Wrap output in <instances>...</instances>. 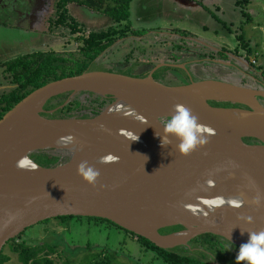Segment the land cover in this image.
Masks as SVG:
<instances>
[{
	"label": "water",
	"instance_id": "95a60500",
	"mask_svg": "<svg viewBox=\"0 0 264 264\" xmlns=\"http://www.w3.org/2000/svg\"><path fill=\"white\" fill-rule=\"evenodd\" d=\"M163 66L144 65L129 75L89 70L56 80L3 116L0 257L6 244L28 228L65 216L108 220L162 249L187 246L205 234L240 247L248 240L246 231L264 229V206L251 203L257 191L264 193V84H233L203 74L199 81L171 86L153 77ZM80 93L113 102L90 118L42 116L52 98ZM177 104L190 107L214 132L204 148L188 156L178 152L177 139L162 146L156 135H163L162 124ZM136 135L139 139L132 141ZM37 151L69 159L44 167L29 156ZM85 160L100 171L95 187L77 174ZM236 199L243 201L240 208L231 204ZM9 214L15 216L11 222ZM175 226L183 230L160 233Z\"/></svg>",
	"mask_w": 264,
	"mask_h": 264
},
{
	"label": "rangeland",
	"instance_id": "374dc122",
	"mask_svg": "<svg viewBox=\"0 0 264 264\" xmlns=\"http://www.w3.org/2000/svg\"><path fill=\"white\" fill-rule=\"evenodd\" d=\"M191 1L132 0L129 19L132 28L127 31L128 36L107 49L91 66V70L119 71L129 75L135 71L130 73V70L125 67L127 61H131L135 65L183 66L186 61H191V58L186 55L187 53L196 50V54L204 55L206 52L212 53L209 48L211 47L215 51L223 48L228 52L225 55L214 53L218 59L216 62L225 64L223 65L224 71L205 72L204 64H201L202 66L198 64V71L200 70L213 80L233 84L259 86L260 84L257 83H263L264 0H250L246 7V12L251 17L250 21H248L249 17L243 14L241 7L237 6L236 0H196L194 4ZM85 10L88 11V9ZM87 13L86 16L72 13L73 18L81 27L84 26L87 32L107 30L111 27L119 30L126 26V23H117L102 13L94 11ZM214 14L216 17L213 16ZM132 30L137 32L135 33L137 36L133 35ZM31 33L34 35L33 43L29 44L30 41L26 40V44L23 42V45H17V41H21L22 36L24 37L23 31L19 35L14 31V36L9 38L5 34V30H0V62L32 52H47L52 46L58 52L64 49V45L69 47V43L64 44L65 42H62L59 36L52 38L43 46L41 40L46 41L48 38L42 33H37V30H32ZM242 33L245 34L246 45L253 50L254 55L248 52L247 46H242V42L238 38ZM188 34L191 35L186 37ZM8 40H12V42L4 45ZM74 41L67 49L68 51L76 50ZM168 52L179 55L178 61L166 58ZM182 53H186V56ZM230 55L235 57L234 60L230 59ZM241 58L247 59L248 63H242ZM250 63L257 70H253ZM111 64H118L126 69L122 70V68L113 67ZM231 68L234 70L233 72H231ZM187 72L189 73L187 68L184 69V72L170 70L167 74L165 73V78H161L160 73H157L156 77L165 81L164 83L158 81L163 84L181 85L187 82ZM73 99L81 100L84 103H90L93 100L90 95L83 93L70 97L68 100ZM84 111L90 112L89 110ZM23 240L30 246L53 247L54 252L46 250L45 253L49 254V258L53 259L56 264H66L68 260L72 264H87L86 257L93 253H101V258L109 253L116 254L113 264H164L160 258H157L155 251L144 250L145 247L136 238L123 230L107 223L94 224L86 218H74L66 224L57 220H52L48 224H38L23 233L20 241ZM194 245L195 243H188L186 247L192 249ZM5 253L10 256L8 264H21L18 255L10 251L9 247L5 249ZM235 261L234 258L231 264H236Z\"/></svg>",
	"mask_w": 264,
	"mask_h": 264
},
{
	"label": "trees",
	"instance_id": "16d2710c",
	"mask_svg": "<svg viewBox=\"0 0 264 264\" xmlns=\"http://www.w3.org/2000/svg\"><path fill=\"white\" fill-rule=\"evenodd\" d=\"M62 1L64 4L69 2H79L82 5L87 6L94 12L102 13L107 17L112 18L117 23H126L124 29L109 28L107 30H100L96 32H90L88 35L83 37L82 42L79 44V52L72 54L69 58L62 56L60 54H52L46 56L44 54L39 57L27 58L23 57L17 59L8 64L10 71L13 74L12 79L16 87L14 90L5 95L4 98L0 100V120L3 116L10 111L17 103L22 101L25 97L31 94L36 89L56 80H60L67 77H73L80 75L86 71L91 70V66L96 63L97 59L109 48L113 47L118 41L124 39L128 36L127 31L131 30L129 24L130 19V7L132 0H57L58 10L60 11L63 5H60ZM250 0H236L237 6H240L244 15L248 16V21L251 20L249 13L246 12V7L249 5ZM216 17V15H213ZM69 17V26L74 29V32L80 27V24L72 16ZM217 20H220L217 18ZM133 35L137 36L134 30H132ZM187 33V32H184ZM188 34L186 36H189ZM239 40L242 42V46L246 45L245 34L242 33L238 36ZM251 55H254L253 50L250 47H246ZM35 54L34 56H36ZM250 66L253 70H257L252 63ZM170 70L181 69L172 66H163L154 75V79L160 82H165L160 80L165 78V73L167 74ZM157 73L162 76L160 79L156 77ZM164 74V75H163ZM147 75V74H146ZM144 75V76H146ZM170 78V76H168ZM190 82H185L184 84H189ZM264 83V82H263ZM263 83H257L263 85ZM180 85V84H179ZM178 86V85H174ZM78 95V94H77ZM94 98L90 103H84L81 100L73 99L70 100L65 106H63L67 100L70 98L71 94H63L52 98L47 102L44 107L43 117L47 118H72V117H82L80 112L84 110H98L102 111L105 107V102L99 103L100 96L90 94ZM113 100L112 97H110ZM99 103V105H96ZM215 106L220 107H241L246 108L241 105H232L228 103H212ZM97 111L92 116H83V118H90L96 116ZM258 143L256 140H253ZM54 151H37L31 153L30 158L44 167H53L57 165L60 161V156L52 155ZM69 156L63 159L66 162ZM81 219L84 217L75 216H65L58 217L55 219H49L41 222L40 224H48L52 220H57L63 224L68 223L72 219ZM87 220L93 222L94 224L101 225L107 223L113 225L116 228L123 230L125 233L133 236L136 240L145 247L144 250H152L157 253V258H160L164 264H231V255L228 253L227 249H224L222 244L219 243L221 237L205 234L198 238H195L192 243H195L193 248H188L185 246H178L173 249H162L157 247L151 241L146 238L137 236L123 228L117 226L116 224L100 218H86ZM183 229L181 226L169 227L160 230L162 233ZM26 232V231H25ZM23 234L17 238L10 240L6 246L3 248L0 264H8L10 261V256L5 253V249L9 247L10 251L18 255V259L21 264H56L53 259L49 258V254H46V250L54 252L53 247L47 245L30 246L26 241H20ZM223 239V238H221ZM225 240V239H224ZM227 243L231 244L229 241L225 240ZM232 245V244H231ZM233 247L239 249L240 247L233 245ZM42 254H46L41 256ZM101 253H93L86 257L87 264H113L116 260V254L109 253L106 254L104 258H101ZM66 264H72L69 260Z\"/></svg>",
	"mask_w": 264,
	"mask_h": 264
},
{
	"label": "flooded vegetation",
	"instance_id": "af4514ba",
	"mask_svg": "<svg viewBox=\"0 0 264 264\" xmlns=\"http://www.w3.org/2000/svg\"><path fill=\"white\" fill-rule=\"evenodd\" d=\"M195 2L196 0L191 1V3L193 4ZM64 3L65 1H62L60 5H63ZM85 9H88V11L90 12L93 11L89 9L87 6L80 4L79 2H69L67 4H64L62 9L59 11L57 0H0V30H5V34L9 38L14 36V31L17 33V35H19L21 31L24 32V37L21 35L23 38L22 39L23 41L16 40L17 45H23V42H25L26 44V40L30 41L29 44L33 43L35 40L33 37L34 35L31 33L32 30H37V33L39 34L42 33V35L48 38L46 41L43 39L41 40V45L43 46L46 42H50L52 38H55L57 36L61 38L62 42L63 41L65 42L64 44L69 43V47H71L73 40H75L74 44L76 45L75 51H71V50L68 51L67 49L69 47H66L67 45H64V49L58 52L55 50V47L52 46V47H49L47 52H40V51L32 52L30 54L22 55V56H19L11 60L0 62V100L4 98L5 95H8V93L14 90V88L16 87V84L14 83V79H12L14 78L13 74L10 71L9 66H8L9 63L17 59L23 58V57H27L31 59L33 57H39L42 54L46 56H50L52 54H55V55L60 54L62 56L69 58L72 54L79 52L78 47H79L80 42H82L83 37L88 35L90 32H87L84 26L78 27L77 30L74 32V29L71 26H69L70 22L68 21L69 20L68 16H72L73 14H81L82 16H86L88 14L87 13L88 11ZM37 37L39 39L38 34H37ZM192 38L194 39V36ZM10 41L12 42V40H8L5 42L4 45H8L7 43H9ZM1 46H3V44H1ZM182 49L187 50L185 48H182ZM205 49H208V48H205ZM214 51L211 50L212 53L206 52V54L204 55H201L202 53L196 54V50H194L193 52H189L187 54L185 53L186 55H188L189 58H191V61H186L185 63H183L184 69L187 68L189 70V73L187 72L188 82L196 81V79H199L200 75L204 74L200 70L198 71V68H197L198 64L200 65L204 64L203 66H205L204 68L205 72L213 71V73H218V72L224 71L223 64L216 62V60L218 59L216 58V54L214 53H217V55H225V54H228V52L224 51L223 48H221L218 51H215V52ZM35 54L37 55L34 56ZM185 54L182 53V55L186 56ZM178 56L179 55H173L172 53L168 52L166 55V58L168 57L169 59L172 58V60L178 61ZM227 56L229 57V55ZM236 56L238 55L236 54ZM240 61L244 64L248 63L247 59L244 60L241 58ZM126 64L127 66L125 65V67L128 70H130V73L144 65V64L135 65L131 63V61L129 62L127 61ZM115 65L111 64V66L113 67H120V65L118 64H115ZM123 67H120V68H122V70H125L126 68H123ZM172 67H175V66H172ZM184 69H181V70H183L184 72ZM233 71L234 70L231 68V72ZM90 96L94 98L92 95ZM103 101L105 102L104 107L110 105L113 102V100H111L110 97L100 99L99 103ZM261 101H262V104L264 105V100H261ZM99 103H96V105H99ZM89 111L90 112L81 111L79 115L80 116L82 115L92 116L96 113V111L97 113L101 112V111L98 112V110H93V109ZM52 155L60 156V161H59L60 163H63L64 162L63 159L66 158V156H68L67 154H62L56 151L52 152ZM182 230L183 229H178V230H174V231H170L166 233H162V232L160 233L161 234H173V233H177ZM200 236H197L196 238ZM193 240H191L189 243H192ZM218 241L219 243L222 244L224 249H227L228 253L231 255L230 257L232 261L234 260V258L236 259L239 249L233 247V244L231 245L227 243L224 239L220 238Z\"/></svg>",
	"mask_w": 264,
	"mask_h": 264
},
{
	"label": "clouds",
	"instance_id": "9594fccd",
	"mask_svg": "<svg viewBox=\"0 0 264 264\" xmlns=\"http://www.w3.org/2000/svg\"><path fill=\"white\" fill-rule=\"evenodd\" d=\"M198 119V116L194 114L190 107L182 104L174 105L172 114L162 124L163 135L156 132V135L161 138V145L171 144V138H175L179 141L176 148L184 156L191 155L198 149L204 148L210 142V137L214 132L209 127L199 123ZM138 139L139 137L137 136L132 141ZM204 154L206 155L207 153ZM106 159L107 161H112L113 156L109 155ZM229 163L232 167H239L235 162L230 161ZM31 167L32 169H36L37 165L32 164ZM77 174L93 187L96 186L98 178L100 177V171L94 166L89 165L86 160L78 164ZM215 203L220 205L223 201H215ZM251 203L256 206H264V193L257 191ZM231 204L234 208H240L243 201L236 199L232 200ZM239 218L248 223H251L253 220L251 216H241ZM13 219H15V216L9 214L8 222H11ZM244 232V230H241L242 234ZM246 232L248 233V240L246 243L240 245L239 252L236 256V264H264V229Z\"/></svg>",
	"mask_w": 264,
	"mask_h": 264
},
{
	"label": "crops",
	"instance_id": "0c3cea01",
	"mask_svg": "<svg viewBox=\"0 0 264 264\" xmlns=\"http://www.w3.org/2000/svg\"><path fill=\"white\" fill-rule=\"evenodd\" d=\"M200 43H201V42H200ZM202 44H204V43H202ZM210 50H213V51H214V49L211 48V47H210ZM217 51H218V50H217ZM234 58H235L234 56H231V55H230V59L234 60ZM222 64H223V63H222ZM223 65H225V64H223Z\"/></svg>",
	"mask_w": 264,
	"mask_h": 264
}]
</instances>
